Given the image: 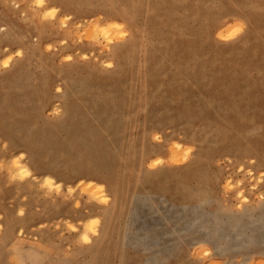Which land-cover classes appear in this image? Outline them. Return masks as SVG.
Here are the masks:
<instances>
[{"label": "rangeland", "instance_id": "obj_1", "mask_svg": "<svg viewBox=\"0 0 264 264\" xmlns=\"http://www.w3.org/2000/svg\"><path fill=\"white\" fill-rule=\"evenodd\" d=\"M0 264H264V0H0Z\"/></svg>", "mask_w": 264, "mask_h": 264}, {"label": "bare ground", "instance_id": "obj_2", "mask_svg": "<svg viewBox=\"0 0 264 264\" xmlns=\"http://www.w3.org/2000/svg\"><path fill=\"white\" fill-rule=\"evenodd\" d=\"M42 2V1H41ZM42 5V3H39V5ZM52 10H54V8L52 9ZM167 14H168V12H167ZM167 17H169L168 15H166ZM220 21V20H219ZM219 23V22H218ZM108 30V29H107ZM227 31H229V28L228 29H226ZM105 31V30H104ZM226 31V32H227ZM110 32V31H109ZM222 34V33H221ZM227 34V33H226ZM225 34V35H226ZM108 35H109V33H108ZM230 36V35H229ZM9 64V61H6L5 62V66H7ZM81 82V81H80ZM91 82V81H90ZM85 83H86V81H85ZM57 92H59V91H57ZM161 116V115H160ZM123 135V134H122ZM243 143V142H242ZM175 147H176V145H175ZM114 150V149H113ZM238 150V149H237ZM252 150V149H251ZM172 151H173V149H172ZM179 150H177V153H179L178 152ZM240 152V151H239ZM109 153V152H108ZM173 153H175V149H174V152ZM234 153H236L235 151H234ZM256 153V152H255ZM172 154V153H171ZM187 154V153H186ZM239 154V153H238ZM256 155V154H255ZM110 156H111V154H110ZM112 156H113V154H112ZM209 156V155H208ZM211 156V155H210ZM247 156H249V155H247ZM246 156V157H247ZM177 157V156H176ZM178 157H179V154H178ZM245 157V156H244ZM113 158V157H112ZM204 159H205V157H203ZM202 158V159H203ZM252 158V157H251ZM110 159H111V157H110ZM171 159H173V158H171ZM175 159V158H174ZM198 159H201L200 157L198 158ZM206 160V159H205ZM203 161V160H202ZM206 161H208V160H206ZM17 162V161H16ZM113 162V161H112ZM198 162V161H197ZM18 163L19 164H21L20 163V161H18ZM108 164H110V163H108ZM101 167V166H100ZM100 167H97V168H94V170H87L86 171V174L84 175V176H86V177H88V179H90L91 181H90V183H93V179L95 178H98V172H99V170H101L100 169ZM16 168V167H15ZM17 168H18V166H17ZM16 168V169H17ZM20 168H22L21 166H20ZM105 169L106 168H109V166L108 165H105V167H104ZM28 168L26 167V169L24 170V171H22V175H27L28 173H29V169L27 170ZM18 170V169H17ZM107 170V169H106ZM110 172V171H109ZM20 176V175H19ZM25 177V176H24ZM23 177V178H24ZM36 178V177H35ZM81 181V180H80ZM42 183H43V186H44V188H46V189H48V190H56L57 192H59V191H61L62 189H63V183L62 182H55V179L53 178V177H51V176H48V175H46V176H44L43 178H42ZM85 186V185H84ZM86 187V186H85ZM87 188V187H86ZM98 189H100L101 191H102V187H99L98 186ZM87 190V189H86ZM68 191H70V190H68ZM89 191H91V190H89ZM92 196H93V194H92ZM92 223V225H94L93 227H85V230H84V232L81 234V236H80V239H81V241L82 242H84V243H88L89 241H90V238H91V235H93V234H95L96 233V230H95V227H96V221H92L91 222Z\"/></svg>", "mask_w": 264, "mask_h": 264}]
</instances>
